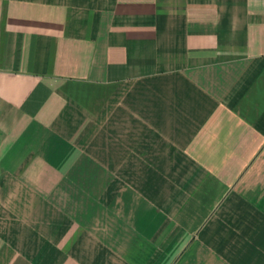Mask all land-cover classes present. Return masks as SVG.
I'll return each instance as SVG.
<instances>
[{
    "label": "crops",
    "instance_id": "1",
    "mask_svg": "<svg viewBox=\"0 0 264 264\" xmlns=\"http://www.w3.org/2000/svg\"><path fill=\"white\" fill-rule=\"evenodd\" d=\"M0 264H264V0H0Z\"/></svg>",
    "mask_w": 264,
    "mask_h": 264
}]
</instances>
